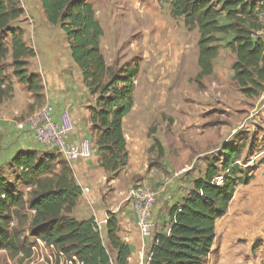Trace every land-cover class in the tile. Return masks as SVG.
<instances>
[{"label":"trees","instance_id":"trees-1","mask_svg":"<svg viewBox=\"0 0 264 264\" xmlns=\"http://www.w3.org/2000/svg\"><path fill=\"white\" fill-rule=\"evenodd\" d=\"M38 1L47 24L58 26L65 34L71 60L80 71L87 95L94 99L88 113L97 166L106 176L117 175L129 163L122 123L134 105L139 67L106 65L100 50L103 31L88 0ZM158 2L168 6L172 18L182 19L186 29L197 31V79L213 74L218 47L225 43L234 56L232 81L239 93L247 99L260 96L264 91V23L258 15L264 0ZM23 15L16 0H0V104L13 96V85L4 77L8 56L13 77L29 91L41 89L40 78L28 72V61L35 52L25 44L22 29L15 27ZM153 146L162 157L158 141ZM251 150L242 142L226 144L207 159L187 196L168 210V233L153 237L146 264L206 263L216 225L227 213L236 188L253 179L256 164L249 166L247 160ZM9 169L14 180L0 176V251L24 249L27 230L34 240L52 246L68 260L74 257L78 264H129L131 248L119 238L113 213L107 214L104 239L96 219L71 217L82 191L61 155L20 150ZM19 187L28 191L26 196Z\"/></svg>","mask_w":264,"mask_h":264},{"label":"rangeland","instance_id":"rangeland-1","mask_svg":"<svg viewBox=\"0 0 264 264\" xmlns=\"http://www.w3.org/2000/svg\"><path fill=\"white\" fill-rule=\"evenodd\" d=\"M16 1L23 9L24 15L15 23V27L22 29L25 44L35 52V57L28 61V72L40 78L41 89L29 91L27 85L21 83L19 85V81L12 75L11 59L7 57L4 61V77L12 85L16 84L17 88H20L13 93L11 99L0 104V122L7 123L11 128V135L5 134L4 140L0 133V176L6 177L9 181L15 177L7 166L10 159L21 147H29L27 143L22 144L21 139L30 132L18 129L19 125L44 103L42 80L47 79L50 90L56 89L55 86L58 84L53 85L49 79L54 78L62 85L64 80L69 78L74 83L81 80L80 71L71 60L65 34L58 26L47 24L39 1ZM88 3L92 6L94 17L103 31L100 50L106 65L118 69L133 65L139 67L133 92L136 108L134 113L129 114L128 122L133 120L136 112L145 107L147 108L145 111L152 114L150 118L144 120L145 122L138 124L143 127L136 130L142 139L145 131V136L150 139V135H157L159 129L161 135L168 138L173 121H177L179 127L186 125V113L190 120L197 123L200 131L214 126L220 130L224 123L227 145L235 146L242 142L244 146L252 147L247 158L248 165L256 164L253 178L255 174L260 177L259 160L260 154L264 151V91L254 99L244 98L239 93L232 81L231 67L234 56L226 48L225 43L219 45V54L213 62L216 73L199 80L196 78L199 72L198 33L196 30L186 29L182 19L172 18L168 6L160 4L158 0H88ZM7 46L10 47L9 43ZM85 96L88 110L89 106L94 105V99ZM143 96L151 97L148 104L139 102ZM172 112L176 120L171 117ZM89 138L94 140L92 135ZM128 141L137 145L140 138L136 136L135 139ZM150 142L151 151H147L149 159L146 167H135L140 170L137 174L124 169L117 175L110 174L105 177L100 192L102 198L100 207H104V197L114 199L110 200L112 206L117 207V204L123 201L130 204L128 193L131 189L136 186L153 189L152 185L155 182L159 184L158 190H162L160 192L164 195L171 178L178 181L179 186L187 184V188L192 189L188 180L197 177V174H192L201 160H197L192 166H182L170 174L167 172L169 166L162 167L158 164V152L153 151L154 138H151ZM221 148L210 158L220 153ZM151 156H155V159ZM96 172L102 174L97 169ZM147 173H150L152 181L146 182L150 179ZM96 177L97 174H93L92 179ZM19 188L26 196L28 191ZM164 214L168 216V210H164ZM245 215L257 218L258 225L248 230L249 236L247 232L245 235L233 237L225 230L223 221L218 222L213 249L205 264H264V210H246ZM154 216L152 212L153 237L156 235V228L161 231L159 233H163L168 227L166 222L158 227ZM104 231L101 227L103 239ZM123 233L121 235H125ZM128 235L131 236L128 241L133 252L129 264H146L153 237L142 240L135 225L134 230ZM23 237L26 247L18 251H0V264H44L51 255L53 257L51 251L37 246L27 230H24ZM32 246L36 249H29Z\"/></svg>","mask_w":264,"mask_h":264},{"label":"crops","instance_id":"crops-1","mask_svg":"<svg viewBox=\"0 0 264 264\" xmlns=\"http://www.w3.org/2000/svg\"><path fill=\"white\" fill-rule=\"evenodd\" d=\"M213 73H216L215 68L213 69ZM69 79L64 80L63 85L59 83V81L56 82L54 78L49 79L50 82L53 83V85L58 84L57 86H55L56 89L52 90H50L47 86V79H43V105L45 103L50 104L54 108L55 115H58V113L62 109L68 110L75 125V131L69 136L68 140L70 142H78L85 138L90 139L89 137H91L89 113L87 110L88 106L85 100L87 91L82 84V80H79L81 82L78 81L74 83ZM17 87L18 86L16 84L13 85L14 94L16 93L17 89H20ZM149 98L151 97L143 96L141 97V100L139 99V102L148 104ZM133 103L134 105L130 113L135 112L136 102L134 101V98ZM145 110H147L146 107L136 112L132 121L128 122V119H130L128 117L130 113L123 119L122 130L124 138L126 140V148L129 155V163L125 170H130L129 173L137 174L140 171L135 167H146L149 159L147 151L151 149V138H154V140L156 139V141H158V143L160 144L163 152L162 157L157 156V159L159 161L158 164L162 165V167L163 165L169 166V170L167 172L170 174L171 172H176V170H178L182 166H192L194 162H196L197 160H201L199 161V163H197L198 165H196V171H194L192 174H197V177L194 176L188 180V183H191L192 185L193 181L196 180L204 171L207 159H209L212 154L216 153L221 147L227 144V137L225 134V130L223 129L225 128L224 123L222 124L223 128L220 130L218 127L214 126L200 131L197 128V123L193 120H190L188 113H186L185 115V126L179 127L177 126L178 122L173 121V123L170 125L168 138L166 137V135L162 136V132L159 129L156 133L157 135H150V139L145 136V131L142 139L141 134L137 133L136 130L140 127H143L139 126L138 124H140V122H145L144 120L150 118V116L152 115L150 112H147ZM170 115H172L171 117L176 120L173 112L170 113ZM8 126L9 125L7 123L3 124V122H0V133L3 138L2 140L5 139V134L9 133L8 135H11V128L10 126ZM136 136L140 138V142L137 145H133V143H130L128 139H135ZM23 137L24 138L21 139L22 144L27 143L29 144V147H21L20 150L36 151L40 156L45 153H52V151H48L37 144L31 134H26ZM36 145H39V147H36ZM153 151L157 153V147H155ZM12 158L10 159V163L7 166L11 164ZM151 158L155 159V156H151ZM69 165L72 169L76 183L79 185L82 191V195L77 203V206L71 213V217L77 220H87L93 217L94 219H96L97 223L102 228H104L107 220V214L113 213L118 220V236L121 240H127V243L131 248L132 256V246L128 241L131 236L128 234H131V231L134 230L135 219L131 204H126V201H123L119 203V205L117 204V207L116 205L112 206L110 200L114 199H112V197H104V207H100V192L104 186V179L106 177V174L97 166L96 154L89 160L71 162L69 163ZM96 169L98 171H101L102 174L96 172ZM93 174H97L96 179H92ZM147 175L149 177L150 173H147ZM152 179L153 178H150L146 182L152 181ZM262 181L263 179L261 178V176L258 177L255 174L253 180H251L249 184L243 186L241 185L236 188L235 194L228 205L227 213L219 220L223 221L225 230L228 231V234H231V236L238 237L245 235L248 230H251L253 228V226L256 227L257 218H255V216L249 218L245 214L246 210H264V181ZM156 184L157 182L152 185L153 189L160 188L159 184H157V186ZM179 185L180 184L178 181H174L171 178L167 192L164 195L161 193L157 198V201L153 208V215H155L154 221L158 227L164 222L168 224V227L166 229V232L163 233H159L161 231L156 228V234L168 233L170 219L168 218V216H166V214H164V210L167 211L173 205L180 203V201L185 198L190 191V188H187V184L183 186ZM121 233L125 235H121ZM247 234L249 236V232Z\"/></svg>","mask_w":264,"mask_h":264},{"label":"built area","instance_id":"built-area-1","mask_svg":"<svg viewBox=\"0 0 264 264\" xmlns=\"http://www.w3.org/2000/svg\"><path fill=\"white\" fill-rule=\"evenodd\" d=\"M261 23H264V8L258 15ZM21 130H28L34 141L54 153L61 155L68 163L80 160H89L95 154L94 142L91 139H82L78 142H70L69 136L75 131V125L70 113L62 109L58 115H55L54 108L45 103L40 109L34 112L22 124ZM259 160L261 176L264 180V151L260 154ZM162 190L148 189L142 186H136L128 193L133 212L135 225L142 240L152 239V212L155 203ZM99 228L101 226L98 224ZM38 247H43L52 252L53 257L49 258L44 264H78L72 257L68 260L62 252L55 250L52 246L45 245L40 240H35ZM35 250V247H31Z\"/></svg>","mask_w":264,"mask_h":264}]
</instances>
